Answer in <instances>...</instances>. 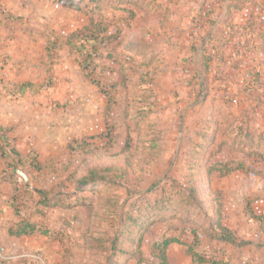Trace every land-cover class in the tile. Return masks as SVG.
<instances>
[{
    "label": "rangeland",
    "instance_id": "obj_1",
    "mask_svg": "<svg viewBox=\"0 0 264 264\" xmlns=\"http://www.w3.org/2000/svg\"><path fill=\"white\" fill-rule=\"evenodd\" d=\"M2 89L51 126L14 195L40 229L0 264H190L196 238L263 256L264 0H0ZM217 211L246 245L212 236Z\"/></svg>",
    "mask_w": 264,
    "mask_h": 264
},
{
    "label": "crops",
    "instance_id": "obj_2",
    "mask_svg": "<svg viewBox=\"0 0 264 264\" xmlns=\"http://www.w3.org/2000/svg\"><path fill=\"white\" fill-rule=\"evenodd\" d=\"M7 78H11V77L7 76ZM9 92L11 91L9 90ZM9 92L8 91L6 92V90L3 89L0 90V125L9 128L8 135L15 140L16 147L19 149L21 153L27 154L28 151H30V148L25 143V140L29 139L28 138L29 135L32 136L35 135L34 134L35 128L33 127L35 126V124L33 122L36 121L37 119L38 120L43 119L45 120L44 125H46L47 127L51 126V117L49 116L50 110L48 114L43 113V110H39V113L40 112L41 113L40 115H38L39 113L37 114V112H33V110H31L33 107L27 105L26 102L12 101L10 99L11 95ZM50 134L51 133L49 130V132L47 133L48 142L51 141ZM36 146H37L36 148L39 149V144H36ZM40 155L38 156V159L41 162H44L47 159L48 153L41 152ZM10 171L11 170L6 168L5 166V162L0 150V204H1L0 242L1 244H3V246L6 245L11 238H13V236L9 234V228L14 226L20 220V217L15 212L14 206L11 204V200L17 192L16 190L18 183L17 177L20 178V176L16 173L17 176L15 180L13 179L11 180L10 178H7L6 175H8ZM23 181L26 182L24 179L22 180V182ZM190 260L192 261L190 264H210V263H195L193 262L192 258H190ZM225 260L229 261L230 259L228 260L227 258ZM232 263L240 264L235 262ZM242 264H264V254L263 256L249 255Z\"/></svg>",
    "mask_w": 264,
    "mask_h": 264
},
{
    "label": "trees",
    "instance_id": "obj_3",
    "mask_svg": "<svg viewBox=\"0 0 264 264\" xmlns=\"http://www.w3.org/2000/svg\"><path fill=\"white\" fill-rule=\"evenodd\" d=\"M8 132H9V128L0 125V150L6 168L11 170L10 173L6 175V177L10 178L11 180L12 179L15 180L17 176L15 172V165H19V167H21L28 174H32L34 171H38L44 168L45 163H42L38 159V156L34 154V151L30 150L28 151L27 154L21 153L19 149L16 147L15 140L8 135ZM224 166L228 167V164H225ZM239 167H242V165H239ZM232 169L234 168H228L227 172L231 171ZM40 194H41V198L44 199L41 200L40 203L45 206L48 205V202L45 200L46 194L44 192H40ZM12 200L13 201H11V204L14 206L16 214L21 217V209L19 204L17 203V196H14ZM217 214L219 215V217L216 219L214 225L210 227V230L212 232L215 230L212 233V236L218 240L225 241L236 246L246 245L248 242L241 241V239L232 230V228L226 222H224V220L220 217V211H217ZM253 216L256 218V220L259 221L262 232L264 233V213H254ZM39 229H40L39 222L34 220L31 217V215L28 216L26 215L25 217H22V219H20L14 226L9 228V234L13 237L28 236L34 234ZM173 242H180V241L179 239L176 238H165L162 242L158 244L163 253V257L166 260H167V256L165 252L168 246ZM195 244L197 245L200 244L199 238H196ZM195 244L194 245L187 244L188 245L187 253L190 254L193 262L210 263V264H231L229 261H225L215 257H209L201 253L200 251L196 250ZM163 263L167 264L166 261Z\"/></svg>",
    "mask_w": 264,
    "mask_h": 264
},
{
    "label": "water",
    "instance_id": "obj_4",
    "mask_svg": "<svg viewBox=\"0 0 264 264\" xmlns=\"http://www.w3.org/2000/svg\"><path fill=\"white\" fill-rule=\"evenodd\" d=\"M15 172L20 175L25 181H28V176L25 171L19 167V165H15Z\"/></svg>",
    "mask_w": 264,
    "mask_h": 264
},
{
    "label": "built area",
    "instance_id": "obj_5",
    "mask_svg": "<svg viewBox=\"0 0 264 264\" xmlns=\"http://www.w3.org/2000/svg\"><path fill=\"white\" fill-rule=\"evenodd\" d=\"M26 256H30V254H28V255L26 254ZM35 258H37V259H38V258H39V255H38V254H37V255H35ZM39 260H42V257H40V258H39Z\"/></svg>",
    "mask_w": 264,
    "mask_h": 264
}]
</instances>
